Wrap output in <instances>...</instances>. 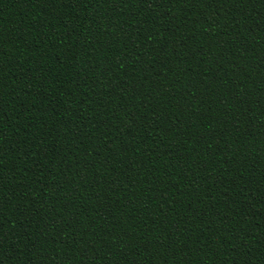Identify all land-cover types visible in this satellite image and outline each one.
I'll return each mask as SVG.
<instances>
[{"label": "trees", "instance_id": "trees-1", "mask_svg": "<svg viewBox=\"0 0 264 264\" xmlns=\"http://www.w3.org/2000/svg\"><path fill=\"white\" fill-rule=\"evenodd\" d=\"M0 264H264V0H0Z\"/></svg>", "mask_w": 264, "mask_h": 264}]
</instances>
